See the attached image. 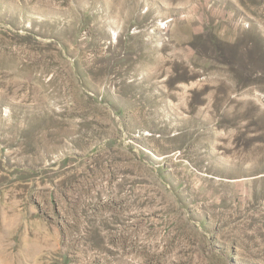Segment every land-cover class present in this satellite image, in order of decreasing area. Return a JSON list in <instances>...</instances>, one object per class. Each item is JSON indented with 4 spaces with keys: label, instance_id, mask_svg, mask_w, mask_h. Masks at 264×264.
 <instances>
[{
    "label": "rangeland",
    "instance_id": "obj_1",
    "mask_svg": "<svg viewBox=\"0 0 264 264\" xmlns=\"http://www.w3.org/2000/svg\"><path fill=\"white\" fill-rule=\"evenodd\" d=\"M0 264H264V0H0Z\"/></svg>",
    "mask_w": 264,
    "mask_h": 264
}]
</instances>
